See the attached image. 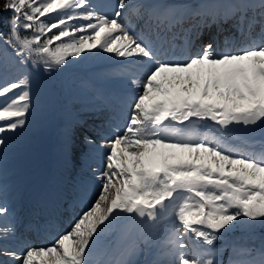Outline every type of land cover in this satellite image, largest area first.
<instances>
[{"label":"snow or ice","instance_id":"6c2138e0","mask_svg":"<svg viewBox=\"0 0 264 264\" xmlns=\"http://www.w3.org/2000/svg\"><path fill=\"white\" fill-rule=\"evenodd\" d=\"M126 15L141 22L139 33ZM189 17L198 19L177 46L175 29ZM100 53L121 58L118 75L132 92L117 97L128 109L123 131L83 138L103 155L100 191L69 231L19 250L0 203V264H137L130 257L141 244L153 256L144 264H225L217 241L264 229V0L191 9L155 0H0V63L19 73L0 77V161L8 134L27 126L32 74ZM237 130L239 146L221 139ZM257 130L260 139L251 135ZM61 151L70 163L72 130ZM123 221L139 226L121 253L129 258L94 262L103 234ZM230 247L227 264H264V237L255 249Z\"/></svg>","mask_w":264,"mask_h":264},{"label":"rangeland","instance_id":"374dc122","mask_svg":"<svg viewBox=\"0 0 264 264\" xmlns=\"http://www.w3.org/2000/svg\"><path fill=\"white\" fill-rule=\"evenodd\" d=\"M110 1L93 0V3L97 5L115 3L114 0ZM170 1L173 3L203 2V0ZM229 2L232 0L221 1L222 4ZM48 15L55 17V13ZM41 19L45 20L46 17ZM69 59L71 60V58ZM120 59L108 53L84 54L82 60L77 59L70 62L67 67L61 70L43 73L41 69L39 73L32 74L31 110L27 117V126L15 135L8 134L10 143L4 149L3 160L0 161V203L9 209V215L5 219L18 222V228L30 221L32 233L46 232V227H40L39 231L35 224L36 222L43 223L49 211L58 207L60 203L61 211L57 215L49 217L48 220L59 223V217H61L67 223L70 217L65 215V212L72 213L74 203L78 204L79 202L80 204V201L90 193L94 176L90 175L88 170L96 165H104L102 153L89 147L88 149L74 148L72 161L66 163L61 145L64 133L72 130L74 144L76 143L78 147L83 146L75 138L77 131L74 130V115L94 112L95 115H99V106L102 102H108L111 96H114L117 101V97L125 92L128 95L132 94L126 81L119 78ZM100 64L101 66H99ZM3 68L5 71H2ZM15 74L19 75L16 66L11 62L0 63V77L8 79L9 76ZM115 87L116 90H114ZM117 107L121 114L128 112L127 108L122 109L120 105ZM209 130L215 131L213 128H200L201 132H208ZM216 134L220 136L219 133ZM251 135L256 139L261 138L259 130ZM242 137L243 133L237 130L231 137L222 138L239 146ZM81 142L84 143L82 140ZM53 170L54 172L51 173ZM32 187L35 192L29 191ZM65 199H68L69 205H65ZM11 214L12 217L9 219ZM130 227H137V231L133 233V238L130 233H127ZM116 228L115 232L103 234L98 252L93 251L91 253V259L94 262L97 260L109 261L115 253L112 249L113 244L120 239L118 242L123 251L125 247L136 240V236L139 234V226L131 225L129 221H123ZM260 230L264 229H256L251 233L244 229L229 232L217 241L221 244L216 242V247L221 251L218 258L227 264L224 256L225 248L229 247L231 250L230 246L233 243L243 244L254 249L258 248L261 244V238L264 237L259 233ZM54 236V233L48 234L50 239H53ZM106 247L108 248L106 253L100 256ZM140 247L142 251L130 259L137 264H144L153 256L142 244Z\"/></svg>","mask_w":264,"mask_h":264},{"label":"bare ground","instance_id":"6f19581e","mask_svg":"<svg viewBox=\"0 0 264 264\" xmlns=\"http://www.w3.org/2000/svg\"><path fill=\"white\" fill-rule=\"evenodd\" d=\"M165 2L166 3H169L170 2V0H165ZM170 35H171V33H170ZM179 40H181L180 38H179ZM102 107L103 108H107V106H106V104L105 103H103V105H102ZM78 113H80V112H78ZM94 113H86L85 115L88 117V118H90L91 117V115H93ZM125 118H126V116H125ZM103 124H107V123H103ZM91 125L95 128V130H97V131H101V129H107V127L105 126V125H102V124H92L91 123ZM83 129V126L80 124V123H78L77 125H75V127H74V130H76L77 131V134L79 133V131L80 130H82ZM87 132V131H86ZM86 132H85V134H86ZM209 135H216V136H219V135H217L216 134V132H214V131H212V130H210V131H208L207 132ZM76 136V135H75ZM221 139H223L222 137H221ZM77 141H79V140H77ZM74 148H75V146H74ZM76 162V161H75ZM103 169H104V165H97V166H95V167H93L92 169H90V175H93L94 176V179H93V185H99V189L96 191V194L100 191V188H101V180H100V174H101V172L103 171ZM94 201H92V200H88V201H86L85 202V204H84V207L82 208V210L77 214V216H76V218L74 219V220H72L69 224H66L63 228H60L59 226H54V225H50V224H48V228L50 229V231H55L56 232V236H58V235H60V234H63V233H65V232H67V231H69L70 229H71V227H72V225L74 224V222L77 220V219H79V217L82 215V213L84 212V211H86V210H88V208L91 206V204L93 203ZM57 211V207H55L54 208V210H53V212H56ZM45 224H46V222H45ZM16 226H17V224H16ZM29 226V224H27V225H25V226H23V228L20 230V229H17V237H18V241H20L22 238H24V237H26V235H28L29 234V230H30V228L28 227ZM117 229V228H116ZM115 230V228H110V229H108L106 232H109V233H112L113 231ZM55 236V237H56ZM12 241H17V240H12ZM50 241L51 240H49V239H47L46 238V236L45 235H43V234H40L39 235V237H38V242H37V245L36 246H43V245H45V244H49L50 243ZM33 246V245H32ZM98 246V248H100V244L99 245H97Z\"/></svg>","mask_w":264,"mask_h":264},{"label":"trees","instance_id":"16d2710c","mask_svg":"<svg viewBox=\"0 0 264 264\" xmlns=\"http://www.w3.org/2000/svg\"><path fill=\"white\" fill-rule=\"evenodd\" d=\"M2 15L6 18L7 15H8V13H3ZM3 30H4V31H7L6 28H4ZM259 233H260L261 235H264V230H260ZM218 244H221V243L218 242ZM230 251H231V250H230L229 247H228V248H225V255H224V256H226V257L228 258Z\"/></svg>","mask_w":264,"mask_h":264}]
</instances>
